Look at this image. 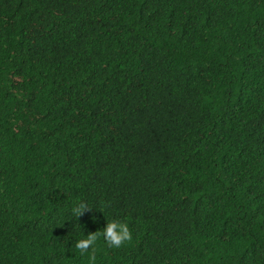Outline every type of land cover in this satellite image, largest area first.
Segmentation results:
<instances>
[{
	"label": "trees",
	"instance_id": "obj_1",
	"mask_svg": "<svg viewBox=\"0 0 264 264\" xmlns=\"http://www.w3.org/2000/svg\"><path fill=\"white\" fill-rule=\"evenodd\" d=\"M112 220L98 264H264V0H0V264Z\"/></svg>",
	"mask_w": 264,
	"mask_h": 264
},
{
	"label": "clouds",
	"instance_id": "obj_2",
	"mask_svg": "<svg viewBox=\"0 0 264 264\" xmlns=\"http://www.w3.org/2000/svg\"><path fill=\"white\" fill-rule=\"evenodd\" d=\"M86 210H88L87 207L81 204L72 209V215L78 219ZM101 239L107 247L120 249L132 243L133 235L127 223L112 220L102 231L87 236L82 235L76 239L73 250L80 258H86L87 264H98L97 257L100 249L97 244Z\"/></svg>",
	"mask_w": 264,
	"mask_h": 264
}]
</instances>
